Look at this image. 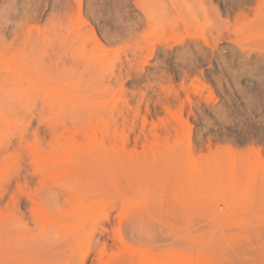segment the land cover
<instances>
[{
    "label": "rangeland",
    "instance_id": "obj_1",
    "mask_svg": "<svg viewBox=\"0 0 264 264\" xmlns=\"http://www.w3.org/2000/svg\"><path fill=\"white\" fill-rule=\"evenodd\" d=\"M0 264H264V0H0Z\"/></svg>",
    "mask_w": 264,
    "mask_h": 264
}]
</instances>
